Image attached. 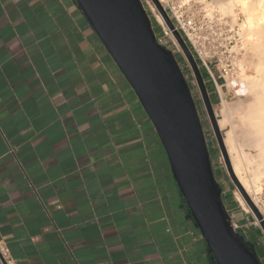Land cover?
<instances>
[{
    "label": "crops",
    "instance_id": "obj_1",
    "mask_svg": "<svg viewBox=\"0 0 264 264\" xmlns=\"http://www.w3.org/2000/svg\"><path fill=\"white\" fill-rule=\"evenodd\" d=\"M0 241L16 264H216L75 0H0Z\"/></svg>",
    "mask_w": 264,
    "mask_h": 264
},
{
    "label": "water",
    "instance_id": "obj_2",
    "mask_svg": "<svg viewBox=\"0 0 264 264\" xmlns=\"http://www.w3.org/2000/svg\"><path fill=\"white\" fill-rule=\"evenodd\" d=\"M75 1L151 121L180 193L216 264H261L228 218L190 87L174 55L158 43L141 0ZM152 1L192 64L208 103L192 53L159 1ZM243 195L264 227L262 215Z\"/></svg>",
    "mask_w": 264,
    "mask_h": 264
},
{
    "label": "rangeland",
    "instance_id": "obj_3",
    "mask_svg": "<svg viewBox=\"0 0 264 264\" xmlns=\"http://www.w3.org/2000/svg\"><path fill=\"white\" fill-rule=\"evenodd\" d=\"M199 1L202 6L201 8L209 11H218L220 15L226 19L227 26H225L224 32H227L228 36H233V47L237 55L233 70H230L227 73L213 71V76L219 84L220 93L215 87L211 75L205 71V69L195 57L191 46L185 39L183 33L178 31L194 57L198 71L201 75V79L206 88L208 103L202 93L197 74L189 59L182 50L180 44L178 43L173 31L170 30L165 21V24H162L159 21V17L161 15L158 12L154 2L152 0H141V3L146 9V13L148 14V17L151 21L155 34L161 40V44L174 55L190 87L209 150L215 182L222 192V202L228 218L233 225L237 226L236 232L244 239L245 243L252 248L260 263L264 264V227L253 213L248 203L247 205L250 210L246 211L238 200L237 193L238 190L241 191V188L237 184V181L232 174L233 168L228 154V149L225 145L227 134L232 130L234 131L239 143L249 144L252 143L253 140V130L249 126H246L248 123L245 121H248L247 112L249 111V108H253L255 103L246 95L240 96L237 93V90L240 88L239 84H237V86L232 89L228 88L229 81L239 80V77L242 73V64L245 65V71L247 75L252 73L251 67L248 64L249 60H247L246 56L248 54L246 50L249 49L250 40L246 34H244L245 32L242 31L243 29H241L240 26L244 22L245 18L239 8H235L234 13H224L218 8V5L214 3V0ZM160 23L165 28L167 36H165L164 32L162 31ZM223 102L230 104L233 110L230 112L227 122L224 123V127L221 129L220 122L224 121V115L222 113ZM240 102L243 105V109L241 110V106L238 105ZM238 107L240 108L238 109ZM243 150L252 156L255 154L257 155L258 153L255 148L251 147H245ZM251 170L252 169H250V171ZM250 171H248V173L242 172L243 177L246 179L249 177L251 179V177H253V171ZM249 172L252 174L250 175ZM246 174L249 175L247 176ZM260 197V206L263 211H260L257 207L256 208L264 219V191L263 195ZM233 209L234 211H231ZM236 215H238L239 220H244L250 223L252 222V224L247 227H242V225L236 223ZM244 217L248 218L245 219Z\"/></svg>",
    "mask_w": 264,
    "mask_h": 264
},
{
    "label": "bare ground",
    "instance_id": "obj_4",
    "mask_svg": "<svg viewBox=\"0 0 264 264\" xmlns=\"http://www.w3.org/2000/svg\"><path fill=\"white\" fill-rule=\"evenodd\" d=\"M214 3L224 13H234L235 8L240 9L245 18L240 26L243 29L242 31L245 32L243 33L250 40L246 56L247 60H249L248 64L251 67L252 73L247 75L245 65L242 64V73L239 80L229 81L228 88L232 89L239 84L240 88L237 90V93L240 96L246 95L255 103L253 108H249L247 112L248 121H245L248 123L246 126H249L253 130V140L249 144L239 143L232 130L227 134L225 145L228 149L233 172L241 188V191L238 190L237 193L239 202L246 211L250 210L243 195L245 193L261 211L260 196L263 195L264 191V0H214ZM159 21L165 24L161 16L159 17ZM225 102H223L222 109L224 121L220 122L221 129L233 110L231 105ZM240 103L238 105L241 108L238 107V109L240 108L241 110L243 109V105ZM245 147L255 148L258 152L257 155L252 156L245 152L243 150ZM250 169L252 170L250 171ZM248 171H253L251 179L243 177L242 172L248 173ZM250 172L249 174L251 175L252 173ZM233 228L236 230L235 225H233Z\"/></svg>",
    "mask_w": 264,
    "mask_h": 264
},
{
    "label": "built area",
    "instance_id": "obj_5",
    "mask_svg": "<svg viewBox=\"0 0 264 264\" xmlns=\"http://www.w3.org/2000/svg\"><path fill=\"white\" fill-rule=\"evenodd\" d=\"M158 1L169 14L175 29L183 33L195 57L205 71L211 75L213 83L219 91V84L213 76V71L227 73L233 70L237 58L233 47V36H228V33L224 32V28L227 26L226 19L218 11L201 8L199 0ZM161 27L167 36L162 24ZM156 38L162 45L157 35ZM235 227L237 229L236 225ZM0 264H16L3 241H0Z\"/></svg>",
    "mask_w": 264,
    "mask_h": 264
}]
</instances>
